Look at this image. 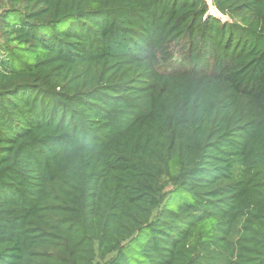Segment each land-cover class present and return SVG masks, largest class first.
<instances>
[{
    "label": "trees",
    "instance_id": "16d2710c",
    "mask_svg": "<svg viewBox=\"0 0 264 264\" xmlns=\"http://www.w3.org/2000/svg\"><path fill=\"white\" fill-rule=\"evenodd\" d=\"M211 2L0 0V264H264V0Z\"/></svg>",
    "mask_w": 264,
    "mask_h": 264
},
{
    "label": "rangeland",
    "instance_id": "374dc122",
    "mask_svg": "<svg viewBox=\"0 0 264 264\" xmlns=\"http://www.w3.org/2000/svg\"><path fill=\"white\" fill-rule=\"evenodd\" d=\"M210 3H212L211 0H210ZM211 10L216 12V10H215V8L213 7V5H211ZM219 15H220V14H219ZM205 84H207V81H205Z\"/></svg>",
    "mask_w": 264,
    "mask_h": 264
}]
</instances>
